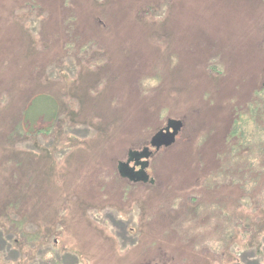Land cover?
I'll return each instance as SVG.
<instances>
[{"label": "rangeland", "instance_id": "374dc122", "mask_svg": "<svg viewBox=\"0 0 264 264\" xmlns=\"http://www.w3.org/2000/svg\"><path fill=\"white\" fill-rule=\"evenodd\" d=\"M0 264H264V0H0Z\"/></svg>", "mask_w": 264, "mask_h": 264}, {"label": "trees", "instance_id": "16d2710c", "mask_svg": "<svg viewBox=\"0 0 264 264\" xmlns=\"http://www.w3.org/2000/svg\"><path fill=\"white\" fill-rule=\"evenodd\" d=\"M55 117V116H54ZM258 119H260L261 121H262V116L260 115V117L258 118ZM55 120H56V117L54 118V120H53V125H52V127H54V125H55ZM173 123H176V124H179V126H181V121L179 120V119H175V118H172V117H169V118H167L166 119V124L163 126V127H160V129L159 130H157L156 132H155V134H154V136H153V138H152V142H151V146L152 147H154V149L155 150H158V147L160 146V145H162V146H171L172 145V143L174 142V135L175 134H177V133H173V132H170L169 134H170V136H171V139H172V142L170 143V144H165L164 142H153V139L154 138H158L159 136H160V134L161 133H163L165 130H168V127L171 125V124H173ZM180 129V128H179ZM178 130V129H177ZM177 130H175L174 132H177ZM37 133V132H36ZM15 137H17V136H13L12 138L14 139ZM150 147V146H149ZM150 149H151V147H150ZM151 152V151H150ZM148 153H149V151H148ZM153 153H155L154 151H152L150 154H151V156H148L147 155V160H146V162L147 163H145L144 161V163L146 164H143L142 165V163L143 162H139V161H135V162H138L139 164L138 165H140V166H137V167H139V169H137V170H142L143 172H144V175H147V168L149 167V163L151 162V157H152V155H153ZM145 159V158H144ZM123 166H126V165H123ZM123 166L121 167V169H118L119 170V173H120V175L123 177V170H122V168H123ZM142 168V169H141ZM131 169V168H130ZM122 170V171H121ZM132 170V169H131ZM136 170V171H137ZM142 181H144L145 182V178H143V179H141L139 182H142ZM20 198L21 197H18L17 198V200H16V205H17V207H20L21 208V205H20V203H21V200H20ZM21 210H22V212L21 213H23V209L21 208ZM22 220V219H21Z\"/></svg>", "mask_w": 264, "mask_h": 264}, {"label": "water", "instance_id": "95a60500", "mask_svg": "<svg viewBox=\"0 0 264 264\" xmlns=\"http://www.w3.org/2000/svg\"><path fill=\"white\" fill-rule=\"evenodd\" d=\"M161 138H162V140L164 141L165 144H170L172 142V139L166 140V138H167L166 135L162 136ZM158 140H159V138H154L153 142H158Z\"/></svg>", "mask_w": 264, "mask_h": 264}, {"label": "flooded vegetation", "instance_id": "af4514ba", "mask_svg": "<svg viewBox=\"0 0 264 264\" xmlns=\"http://www.w3.org/2000/svg\"><path fill=\"white\" fill-rule=\"evenodd\" d=\"M164 135L167 136L166 140H170V139H171V136H170L169 133H163V134H160V136L158 137V138H159L158 142H164V141L162 140V138H161V137L164 136Z\"/></svg>", "mask_w": 264, "mask_h": 264}]
</instances>
